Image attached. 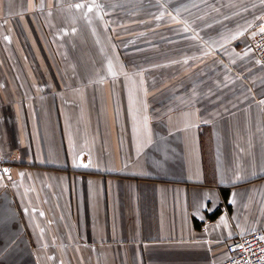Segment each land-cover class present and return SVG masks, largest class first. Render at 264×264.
I'll use <instances>...</instances> for the list:
<instances>
[{
  "label": "crops",
  "instance_id": "obj_1",
  "mask_svg": "<svg viewBox=\"0 0 264 264\" xmlns=\"http://www.w3.org/2000/svg\"><path fill=\"white\" fill-rule=\"evenodd\" d=\"M262 20L264 0H0V264H216L264 234ZM149 31L235 33L258 68L95 72Z\"/></svg>",
  "mask_w": 264,
  "mask_h": 264
},
{
  "label": "rangeland",
  "instance_id": "obj_2",
  "mask_svg": "<svg viewBox=\"0 0 264 264\" xmlns=\"http://www.w3.org/2000/svg\"><path fill=\"white\" fill-rule=\"evenodd\" d=\"M150 24L149 21V25ZM212 27L217 28L215 24ZM219 27H221L220 24ZM107 34L109 37L112 35L111 33ZM124 34L128 41H135V43L130 44V42H128L127 46L122 49L119 47H116V49L107 48L105 52L103 49L97 50V52H99V57L104 56V58H97L96 62H98V64L93 66L95 72L105 73L107 75L114 73H155L157 74L158 80L160 78L159 83L164 84L165 81L162 82L161 80H165L169 74L184 71L185 69L188 73L228 74L233 72H250L258 68L252 66V60L249 65L247 64L245 57L238 53L235 41H233V45L230 46V38L235 37V33L223 34L222 32L210 33L209 31V33L202 34V46H200L198 41L196 42L189 38L186 40L187 42L185 44L187 45L185 47L192 48H187L185 50L183 48H175L184 47L183 43H179V46L175 45L174 48H168V43H166L168 34L163 35L160 33H152L151 31L138 34L131 32L129 34ZM118 35L121 37V34L114 36L118 38ZM134 37L136 38L135 40ZM158 42L160 44L164 42V44H162L164 47L158 45ZM242 49L245 50L246 47ZM191 52L193 53L191 60L179 63V58ZM197 53H199L200 56L197 55ZM200 59L202 63H200ZM112 82L116 83L114 80ZM150 82L155 83L156 81L144 83L146 87L151 84ZM134 83L135 81L129 77L125 84H127L126 87L128 89H131L132 84L133 86L135 85Z\"/></svg>",
  "mask_w": 264,
  "mask_h": 264
},
{
  "label": "built area",
  "instance_id": "obj_3",
  "mask_svg": "<svg viewBox=\"0 0 264 264\" xmlns=\"http://www.w3.org/2000/svg\"><path fill=\"white\" fill-rule=\"evenodd\" d=\"M264 20L258 25L252 38V49L257 61L264 67ZM12 164H5L10 170ZM226 257L216 264H264V234L253 230L234 237L225 245Z\"/></svg>",
  "mask_w": 264,
  "mask_h": 264
},
{
  "label": "snow or ice",
  "instance_id": "obj_4",
  "mask_svg": "<svg viewBox=\"0 0 264 264\" xmlns=\"http://www.w3.org/2000/svg\"><path fill=\"white\" fill-rule=\"evenodd\" d=\"M76 8H82V7H85V5L83 4H77L75 5ZM88 11H92V6H88ZM262 32H264V29H261Z\"/></svg>",
  "mask_w": 264,
  "mask_h": 264
}]
</instances>
